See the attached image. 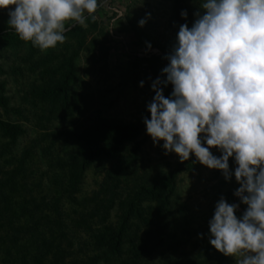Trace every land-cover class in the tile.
<instances>
[{
  "label": "rangeland",
  "instance_id": "rangeland-1",
  "mask_svg": "<svg viewBox=\"0 0 264 264\" xmlns=\"http://www.w3.org/2000/svg\"><path fill=\"white\" fill-rule=\"evenodd\" d=\"M202 3L100 0L43 51L0 9V264H91L123 224L121 251L100 264H239L209 243L208 226L221 197L237 218L246 211L235 176L166 154L143 122L179 27ZM160 87L168 98L172 85Z\"/></svg>",
  "mask_w": 264,
  "mask_h": 264
},
{
  "label": "clouds",
  "instance_id": "clouds-1",
  "mask_svg": "<svg viewBox=\"0 0 264 264\" xmlns=\"http://www.w3.org/2000/svg\"><path fill=\"white\" fill-rule=\"evenodd\" d=\"M99 4L0 0V9L9 10L7 24L21 40L43 51L64 43L66 21L83 25L85 13H95ZM200 6L203 14H195L192 26L179 27L162 69L166 80L152 83L150 119L143 122L154 144L163 141L166 154L174 152L182 161L194 154L226 181L235 176L240 187L234 195L246 211L237 218L239 205L221 197L208 222L209 243L226 256L241 255L239 264H264V0H203ZM180 15L187 19L186 11ZM145 24L146 19L138 22ZM161 84L172 85L168 98ZM230 157L238 165L234 173Z\"/></svg>",
  "mask_w": 264,
  "mask_h": 264
},
{
  "label": "trees",
  "instance_id": "trees-1",
  "mask_svg": "<svg viewBox=\"0 0 264 264\" xmlns=\"http://www.w3.org/2000/svg\"><path fill=\"white\" fill-rule=\"evenodd\" d=\"M129 138V136L121 137L115 140V142H122L124 139ZM100 152H104L101 148ZM107 155H110L108 152ZM129 214V211L128 213ZM126 230L125 224L121 225V227L117 230L112 231L109 236L105 239L104 244L101 245L104 252L103 254L97 255L91 262V264H100V262L104 259L106 261L111 260L115 255L119 254L121 251V247L124 241V231Z\"/></svg>",
  "mask_w": 264,
  "mask_h": 264
}]
</instances>
